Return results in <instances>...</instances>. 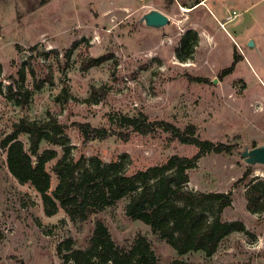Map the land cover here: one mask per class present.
I'll use <instances>...</instances> for the list:
<instances>
[{
    "label": "rangeland",
    "instance_id": "rangeland-1",
    "mask_svg": "<svg viewBox=\"0 0 264 264\" xmlns=\"http://www.w3.org/2000/svg\"><path fill=\"white\" fill-rule=\"evenodd\" d=\"M200 1L0 0V142L23 120L55 119L65 126L61 145L43 141L40 146L41 153L57 154L47 166L54 190L53 169L66 150L73 162H117L132 176L172 156L193 158L196 147L173 141L157 124L182 131L193 125L200 140L234 146V151L202 157L187 171V187L232 194L222 220L243 223L245 232L224 238L211 257L179 255L148 225L126 216L127 200L86 222L73 221L62 209L48 216L41 195L10 173L7 153L0 149V264H75L70 255L87 248L97 220L126 250L138 236L145 237L161 264H264V213L249 212L246 201L248 184L264 182V166L251 167L241 182L249 168L242 151L264 145V25L253 22L254 12L237 9L238 18L223 29L212 2L193 14L181 10ZM152 10L167 15L169 25L157 30L140 24ZM193 33L197 47L186 57L189 50L181 49V41ZM235 56L240 61L234 73L220 78ZM94 59L100 65L86 67ZM11 85L14 92L29 91L28 105L9 98ZM127 119L153 126L143 135ZM76 124L107 130L109 136L85 142ZM20 140L28 150L29 136Z\"/></svg>",
    "mask_w": 264,
    "mask_h": 264
},
{
    "label": "trees",
    "instance_id": "trees-1",
    "mask_svg": "<svg viewBox=\"0 0 264 264\" xmlns=\"http://www.w3.org/2000/svg\"><path fill=\"white\" fill-rule=\"evenodd\" d=\"M197 43L198 36L195 33L190 38L182 39L181 49L189 50L186 57L192 55ZM181 59L185 61L187 58ZM239 61L240 58L235 56L232 65L221 71L219 77L233 74ZM100 62L98 59L91 60L86 67L98 66ZM21 77L24 80V75ZM195 81L202 82L200 79ZM13 87L11 85L9 88L13 94L9 98L14 99L18 106L28 105L29 91L23 92L20 88L14 92ZM127 123L143 135L153 126L137 124L130 119H127ZM157 125L173 141L192 145L198 149V153L193 158L172 156L161 166L127 176L123 173L124 167L117 162L105 165L99 158L93 159L89 165L84 158L73 162L66 150L53 169L58 183L52 190V176L47 166L56 159L57 154L53 150L41 153L40 146L43 141L61 145L65 126L55 119L43 124L23 120L14 126L12 134L0 142V149L7 153L10 173L21 184L30 185L41 195L48 216H54L62 209L73 221L86 222L93 215L127 200L126 216L148 225L159 239L165 240L179 255L202 252L211 257L224 238L235 232H245V226L241 222L222 220L223 212L232 206V194L190 191L187 187L190 182L187 171L208 153L230 154L234 146L200 140L196 137L197 128L193 125L184 131L166 122ZM76 127L82 132L85 142L109 136L107 130L92 131L90 125L76 124ZM21 135L29 136L28 150L20 140ZM123 137L127 139V136ZM251 170L249 167L241 182L248 179ZM246 201L249 212L264 213L262 180L248 184ZM67 244L70 248L72 241H67ZM70 257L75 264H161L145 237L138 236L134 247L126 250L113 242L109 229L100 220L95 223L87 248L73 251ZM171 264L190 263L175 260Z\"/></svg>",
    "mask_w": 264,
    "mask_h": 264
},
{
    "label": "crops",
    "instance_id": "crops-1",
    "mask_svg": "<svg viewBox=\"0 0 264 264\" xmlns=\"http://www.w3.org/2000/svg\"><path fill=\"white\" fill-rule=\"evenodd\" d=\"M212 2L213 11L217 14L215 19L220 23V26L224 29L225 25H230L238 18V14L236 13L237 9L241 10L243 14H251L254 12L252 16L253 22L255 24H263L264 25V0H202L197 5H194L192 8L193 14L200 8L208 9V3ZM259 9V12H255V10ZM212 13V10H210ZM236 13V15H234ZM196 22L199 21V17H195ZM204 33L212 36L206 29H203ZM205 43V41H204ZM207 43V42H206ZM203 42L200 43V45Z\"/></svg>",
    "mask_w": 264,
    "mask_h": 264
},
{
    "label": "water",
    "instance_id": "water-1",
    "mask_svg": "<svg viewBox=\"0 0 264 264\" xmlns=\"http://www.w3.org/2000/svg\"><path fill=\"white\" fill-rule=\"evenodd\" d=\"M139 23L144 24L149 28L161 30L169 25L170 18L157 10H152L145 13L140 18ZM250 44H253V42H250ZM241 156L243 162L249 167L264 166V145L255 148L246 146L242 151Z\"/></svg>",
    "mask_w": 264,
    "mask_h": 264
},
{
    "label": "bare ground",
    "instance_id": "bare-ground-1",
    "mask_svg": "<svg viewBox=\"0 0 264 264\" xmlns=\"http://www.w3.org/2000/svg\"><path fill=\"white\" fill-rule=\"evenodd\" d=\"M181 10L184 11V12L186 13V12H192L193 9H192V8H185V7H182Z\"/></svg>",
    "mask_w": 264,
    "mask_h": 264
},
{
    "label": "built area",
    "instance_id": "built-area-1",
    "mask_svg": "<svg viewBox=\"0 0 264 264\" xmlns=\"http://www.w3.org/2000/svg\"><path fill=\"white\" fill-rule=\"evenodd\" d=\"M234 15H236V13H234Z\"/></svg>",
    "mask_w": 264,
    "mask_h": 264
}]
</instances>
